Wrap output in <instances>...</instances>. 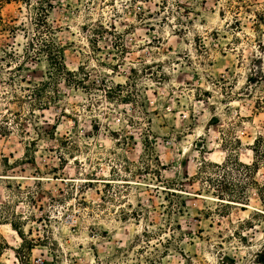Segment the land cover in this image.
I'll use <instances>...</instances> for the list:
<instances>
[{"label":"rangeland","instance_id":"374dc122","mask_svg":"<svg viewBox=\"0 0 264 264\" xmlns=\"http://www.w3.org/2000/svg\"><path fill=\"white\" fill-rule=\"evenodd\" d=\"M49 1L76 83L0 10V264H264V163L239 204L205 166L264 136V0Z\"/></svg>","mask_w":264,"mask_h":264},{"label":"trees","instance_id":"16d2710c","mask_svg":"<svg viewBox=\"0 0 264 264\" xmlns=\"http://www.w3.org/2000/svg\"><path fill=\"white\" fill-rule=\"evenodd\" d=\"M24 1L27 5H32V0H21ZM11 2V0H0V10L4 7L5 3ZM39 7H37L36 12V22L35 26L38 28V33L35 35V39L37 40V45L39 46L37 49V54H45L49 64L50 71L48 73L49 78L51 80L59 79L64 76L69 77L70 82L81 81L76 79V71H71L67 69V66L64 62V56L62 53V48L55 40L54 29L51 24L48 22V16L50 8L53 7V2L49 0H38ZM34 8V7H33ZM36 8V7H35ZM261 19V18H260ZM0 28L5 31L7 28H15V26H11L9 23L5 22L1 13H0ZM48 33H50L48 35ZM47 35V38L45 37ZM48 83H43V86H46ZM40 86H36L35 88H28L29 91L32 92L31 96H39L37 94V90H39ZM32 98V97H31ZM53 101V97L49 96L47 100H41L40 103L35 104L34 100L30 103L31 105H39L41 107L49 105ZM253 154L252 163L248 164L240 160L239 157H233L228 155L223 163H215V162H205V166H213L217 170L221 171L222 174H217L216 176H210L208 178V182L210 187L213 188L215 194L219 196L222 200H229L234 202H242L241 199L244 193L243 186L240 187L239 182H236V177L239 175L245 176L257 174L261 165L264 163V136H258L255 140V143L249 147ZM255 184H257V180H253ZM264 185V184H263ZM225 197H229L226 199Z\"/></svg>","mask_w":264,"mask_h":264},{"label":"bare ground","instance_id":"6f19581e","mask_svg":"<svg viewBox=\"0 0 264 264\" xmlns=\"http://www.w3.org/2000/svg\"><path fill=\"white\" fill-rule=\"evenodd\" d=\"M200 196H202V195H200ZM224 201H228V200H224ZM228 202L235 203V204H239V203L233 202V201H228Z\"/></svg>","mask_w":264,"mask_h":264}]
</instances>
